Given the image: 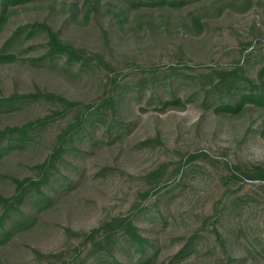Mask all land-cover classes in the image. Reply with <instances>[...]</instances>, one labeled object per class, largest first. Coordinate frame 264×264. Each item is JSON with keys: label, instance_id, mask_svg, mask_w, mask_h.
Wrapping results in <instances>:
<instances>
[{"label": "rangeland", "instance_id": "rangeland-1", "mask_svg": "<svg viewBox=\"0 0 264 264\" xmlns=\"http://www.w3.org/2000/svg\"><path fill=\"white\" fill-rule=\"evenodd\" d=\"M187 6L188 1L178 5L181 12ZM44 17L21 11L6 33ZM65 17H49V22L87 51L89 67L67 73L64 57L44 64L33 61L40 55L38 39L32 41L39 37L36 32L8 47L26 61L18 58L0 66V98L29 92L35 83L92 104L121 86L122 103L94 115L81 138L63 139L56 176L62 180L70 175L71 183L38 211L28 228L0 237V264H106L117 254L116 228L102 229L92 238L85 234L115 215H127L134 205L143 206L140 225L155 227L150 231L161 250L154 264H264V178L259 176L264 171V134L254 133L243 116L218 117L203 89L210 77H218L213 71L237 60L240 50L247 54L249 74L264 64V15L254 7L223 12L209 18L200 35L190 36L169 27L151 35L141 30L134 37L117 25L110 33L111 49L104 45L97 21L80 25ZM100 21L108 27V21ZM161 81L167 82L164 88L154 86ZM172 96L184 106L162 110L158 99ZM57 106V101L38 98L20 110L2 108L0 127L59 111ZM76 113L54 115L32 145L18 149L13 144L2 152V196L13 193L7 174L38 173L33 162L46 155ZM70 142L77 148L66 153ZM183 170L185 179L177 183ZM144 190H149L146 199L139 196ZM159 196L165 198L157 205ZM178 250L184 252L177 255ZM239 256L238 262L230 261Z\"/></svg>", "mask_w": 264, "mask_h": 264}, {"label": "trees", "instance_id": "trees-1", "mask_svg": "<svg viewBox=\"0 0 264 264\" xmlns=\"http://www.w3.org/2000/svg\"><path fill=\"white\" fill-rule=\"evenodd\" d=\"M186 1H188V6L183 8L184 12H181L178 5ZM192 3L190 0H128L124 3L116 0H0V66L12 65L18 58L25 62V57L8 50V47L18 44L20 39L28 40L38 32L39 37L32 41L38 39L37 46H39L40 55L32 58L33 61L39 60L44 64L46 61L54 62L55 59L64 57L67 73H72L75 69L78 72L89 67L92 58L89 57L87 51L63 37L61 29L55 28L49 22V17L57 18L62 14H66V22L71 21L80 25L92 20L97 21L101 39L109 49L112 48L110 33L116 30L117 25L121 29L125 27L130 30L134 37L138 35L136 32L141 30L149 31L151 35L160 28L169 30V27L171 28L169 31L190 36L188 34L200 35L207 20L211 17L216 18L223 12L226 14L231 11L244 12L254 7L256 12L264 15V0H202L197 4L192 5ZM27 10L40 12L45 17L40 21L26 22L6 33L10 21L21 11ZM154 10L158 12L154 13ZM100 20L108 21V27H102ZM246 55L243 54V50H240L237 60L227 66L224 65L225 67L213 69L218 77L215 79L210 77L208 83L203 86L204 96L205 99H209L208 105L213 108L218 117L243 116L248 126H253L254 133L263 135L264 64L257 67L254 73L249 74ZM95 58L97 62H102L101 56ZM52 64L54 66V63ZM175 65H170L169 68L175 70ZM165 85H167L165 81H161L158 85L154 84L161 88ZM122 90L121 86L119 87L120 92L116 88H111L107 96H104L98 103L91 104L73 99L64 90L58 93L48 92L34 83L33 90L29 92H12L0 98V114L4 112L2 108L20 110L23 104L33 102L38 98L57 101V107L60 109L59 111L53 109L48 114L36 115L30 120L0 127V156L13 144L21 149L36 142L38 138L35 135L55 120L54 115L70 110L77 111L74 118L66 124L67 128L55 135L51 142V149L46 155L33 162L38 172L36 175L23 177L6 175L13 184V193L9 196L0 194V237L8 238L16 230L28 228L30 220L36 218L38 211L44 210L51 203L52 198L71 183L73 177L70 175H65L62 180L56 176L57 162L64 150V143H66L63 139H74L77 136L81 138L80 131L86 129L88 131L93 124L94 115L108 107L114 111L116 106L122 103ZM158 101L161 103L162 110L168 106L170 108L184 106V101L175 96L170 99L159 98ZM76 148L77 146L70 142L66 153ZM69 162L74 163L71 159ZM178 171L179 166L176 168V173ZM259 173V176L264 178V171ZM185 174L183 170L176 182L183 181ZM169 191L170 189H166L165 193ZM148 193L149 190H144L139 193V196L146 199ZM163 198L159 196L155 203L158 205ZM142 209L143 206L134 205L127 215H115L85 234V238H92L102 229L108 228L114 232L116 228L117 254H112L106 264L155 263L161 247L158 238L154 237L150 231L155 227L144 228L140 225L139 214ZM158 212L155 215L152 212L156 219L159 218ZM183 252L184 250H178L176 254L180 255ZM120 255L123 256L120 257ZM239 260L240 256L230 258L231 262Z\"/></svg>", "mask_w": 264, "mask_h": 264}]
</instances>
